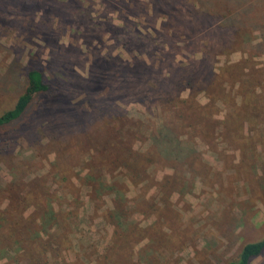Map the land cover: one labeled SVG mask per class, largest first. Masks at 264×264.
Segmentation results:
<instances>
[{"label":"rangeland","instance_id":"1","mask_svg":"<svg viewBox=\"0 0 264 264\" xmlns=\"http://www.w3.org/2000/svg\"><path fill=\"white\" fill-rule=\"evenodd\" d=\"M27 2L0 0V113L30 93L21 116L0 126V264H28L29 247L34 263L51 264L48 234L66 264H224L259 239L264 0H161L160 8L123 0L134 14L118 0H77L70 10ZM124 33L135 40L124 44ZM170 33L176 59L204 53L214 70L180 93L214 120L207 135L178 129L175 148L192 150L190 171L163 154V106L121 85L125 61L148 62ZM28 64L49 80L45 92H29ZM152 136L155 157L135 162ZM249 264H264V250Z\"/></svg>","mask_w":264,"mask_h":264},{"label":"trees","instance_id":"2","mask_svg":"<svg viewBox=\"0 0 264 264\" xmlns=\"http://www.w3.org/2000/svg\"><path fill=\"white\" fill-rule=\"evenodd\" d=\"M57 1H61V4L63 3L70 10L75 8L74 1L77 0ZM149 1L152 8L153 6L158 8L162 6L161 0ZM38 2H40V0H30V2H27V5L35 6V4ZM118 2L124 6L125 11L129 10V13H135V10L137 9L136 6H131L130 8L128 4L123 2V0H118ZM64 10H67V8L65 7ZM147 18L152 21V14H149ZM115 29L120 30L119 26H116ZM172 34L173 33H170L169 35L164 34V39L166 42L163 40L162 44H159V46L154 45L151 47L150 51L147 52L149 58L148 62L141 55H139V58H137L136 61H133L132 64H130L131 62L129 63L128 61L123 60L130 65L125 63L126 67L122 68V76L124 75V81L121 85L124 87L126 92L136 93L137 99L141 103H147L150 99L156 98L158 100L157 103L163 106L159 116L160 119L158 120L157 124L159 134L158 138L159 141H162L161 143L164 145L163 154L165 156L169 155L171 158L168 159H170L173 163H176L179 158H182L179 160V162L182 166H187L189 170L192 167L193 161V158L190 155L192 150H189L186 153L181 152L182 149L180 148H175L177 147L176 142L178 129L184 127L185 129L183 130L184 132L182 134H185L186 130L188 129L191 132L195 128H198V132L207 135L210 134V130L214 125V120H211V117L209 116L208 118L212 121V123L207 121V115L205 114L204 109L207 105L199 104L195 100L194 95H190L191 92L187 93L184 97H181L180 93L183 88L185 90L192 87V85L195 83L194 81L198 78L199 72L202 71L203 75H207L214 74V70L212 67H210V65L207 66L205 63L204 53L200 59H195L194 56H184L185 58L176 59L175 52L172 50L180 46H178L179 44H177L175 39L172 37ZM135 37V35L124 33V44L128 45L130 40H135ZM182 45L184 44H181V46ZM157 47H159L158 54H155V49ZM155 59H157L156 65ZM235 68V66L230 68V73L233 76L235 75ZM225 72L226 71H222L221 75H224ZM143 74L149 76L148 81L146 80V84H143L141 80V76ZM25 77L29 86V92L32 94L45 92L49 87V80L46 79L41 68L37 65L28 64L25 70ZM207 86L209 87V90H207L208 98L210 97L209 102L212 101L215 104L216 100H213V97L214 95H217V86L212 84H208ZM174 89L176 90L175 95L171 96L169 91ZM29 95L30 93H23L19 95L10 108L0 113V126L9 124L21 116L29 101ZM186 102H188V105H185ZM240 104H242V102ZM160 131L164 133V136L160 133ZM153 137L154 136L147 138L149 140V144L143 152H139L138 155L140 157H137L135 162L143 160L150 163L152 158L155 157L156 152L154 147H157L155 144L158 141ZM115 151L117 153L120 152V150L118 151L117 149H115ZM46 237H48L47 241H44L42 244H50L49 248L53 253L51 264H66L63 258L59 256L58 249L55 246L57 243L56 240L59 238H52L49 234ZM263 250L264 231L259 239L243 242L234 256L225 260L224 264H249V262L254 257L258 256ZM37 253L38 251H34L31 247L26 249V254L30 259L28 264H36L34 263V259ZM43 263H47V258H44Z\"/></svg>","mask_w":264,"mask_h":264}]
</instances>
